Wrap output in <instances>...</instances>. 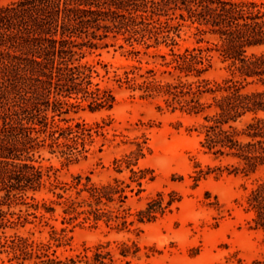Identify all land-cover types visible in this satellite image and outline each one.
<instances>
[{
    "label": "trees",
    "instance_id": "trees-1",
    "mask_svg": "<svg viewBox=\"0 0 264 264\" xmlns=\"http://www.w3.org/2000/svg\"><path fill=\"white\" fill-rule=\"evenodd\" d=\"M177 18L195 28L200 36L197 44L203 35L214 37L213 47L193 45L175 51L181 22L171 20ZM109 37H121L133 55L140 52L135 44L145 49L169 46L167 53L159 55L164 77H156L152 68L138 72L140 68L132 65L122 75L114 74L118 86L139 91L140 98H157L171 111L201 115L199 145L204 152L234 159V170L264 169V52H248L264 45V0H11L0 4V231L26 222L30 214L36 217L11 208L23 204L36 209L26 199L34 201V193L49 179L36 164L43 148L58 151L66 162L86 158V144L100 130L84 122L65 126L59 122L66 121L62 115L73 108L86 106L94 111L115 104L112 89L100 86V73L82 62L85 48L107 46ZM212 50L227 62L229 74L220 81L205 77L212 67ZM161 102L156 104L158 109ZM143 147L136 142L135 150L113 159L116 172L129 169L131 181L138 186L136 193L151 171L132 167L143 157ZM209 171V167L198 170L194 180ZM74 179L70 185L74 194L57 193L62 201H53L63 205L67 216L62 222L68 224L77 220L74 225L96 226L103 221L127 228L154 221L180 200L173 192L165 198L159 191L135 212L134 219H128L131 213L122 203L126 189L133 190L129 183L117 178L95 183L88 175L83 181L80 174ZM246 201L255 226L263 232L264 245V177ZM64 231L53 229L56 246L65 240ZM0 245L12 250L16 264L31 259L34 264H116L109 242L63 257L50 243L20 235L5 238ZM137 251L134 242L118 245L124 258ZM252 264H264V253Z\"/></svg>",
    "mask_w": 264,
    "mask_h": 264
},
{
    "label": "rangeland",
    "instance_id": "rangeland-1",
    "mask_svg": "<svg viewBox=\"0 0 264 264\" xmlns=\"http://www.w3.org/2000/svg\"><path fill=\"white\" fill-rule=\"evenodd\" d=\"M9 1L0 0V4ZM177 20L181 26L175 36V51L193 45L213 47L214 37L203 35V41L197 44L200 36L195 28L178 18L171 23ZM105 41L107 46L85 48L82 62L93 65L100 73V86L112 89L115 104L112 108L94 111L86 106L73 108L62 115L66 121H60L61 126L84 122L100 131L94 133L92 142L86 144V158L77 162H66L58 151L50 152L48 147L41 150L36 164L49 179L41 190L34 193V201L26 199L36 204V209L23 204L11 208L16 213L19 210L22 214L33 212L36 217L30 214L26 222L1 230L0 242L12 235L48 242L60 257L73 255L98 242H109L116 264H252L255 259L262 258L263 232L252 220L254 213L248 209L246 197L264 177V169L250 173L234 170V159L204 152L199 145L201 115L171 111L157 98H140L139 91L118 86L114 74L122 75L132 65L140 68L138 72L152 68L156 77H164L160 74L164 67L160 65L162 59L159 55L167 53L169 46L160 44L145 49L135 44V49L140 52L133 55L128 53L130 46L121 37L117 40L109 37ZM248 52H264V45L250 48ZM210 54L212 67L205 77L220 81L229 74L227 62H223L215 50ZM158 101L163 105L162 109L156 107ZM98 125L103 127L99 129ZM136 142H142L144 155L138 159L137 166L132 167L151 170L146 173L139 193H136V182L129 177V169L116 172L113 164L114 158L135 150ZM208 167L211 171L195 181L196 172L200 169L207 171ZM78 174L83 181L88 175L95 183H105L113 178L129 183L133 190L126 189L127 198L122 203V208L131 213L128 219H134L135 212L159 191L165 198L173 192L180 200L154 221L135 222L127 228L115 227V223L108 226L103 221L96 226L89 223L74 225L77 220L68 224L62 222L67 216L63 205L53 201H62L57 193L64 196L74 194L75 188L70 185ZM150 176L154 178L148 180ZM118 204L111 206L114 208ZM47 206L54 210L46 211ZM62 228H65V240L56 246L52 232L55 229L58 233ZM123 241L138 246L135 255L124 258L118 254V245ZM12 257V250L0 245V264H16ZM26 262L34 264L33 259Z\"/></svg>",
    "mask_w": 264,
    "mask_h": 264
}]
</instances>
